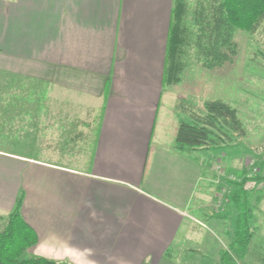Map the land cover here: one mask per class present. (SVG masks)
<instances>
[{"label":"crops","instance_id":"obj_1","mask_svg":"<svg viewBox=\"0 0 264 264\" xmlns=\"http://www.w3.org/2000/svg\"><path fill=\"white\" fill-rule=\"evenodd\" d=\"M174 6L0 0V71L45 85L49 102L84 110L81 119H101L86 169L0 153V216L24 192L22 216L39 238L32 256L66 264H211L207 232L222 227L231 236L230 221L214 217L212 167L222 163V150L183 152L175 142L180 121L190 118L167 88L178 66L168 47Z\"/></svg>","mask_w":264,"mask_h":264},{"label":"rangeland","instance_id":"obj_2","mask_svg":"<svg viewBox=\"0 0 264 264\" xmlns=\"http://www.w3.org/2000/svg\"><path fill=\"white\" fill-rule=\"evenodd\" d=\"M187 5L185 23L189 30L182 35L181 48L172 56L178 66L171 71L175 82L168 83L167 88L178 95L177 108L189 118L191 113H204L206 102L222 101L236 110L244 130L235 132L223 125L225 135L216 132L219 137L209 146L222 150L218 153L222 163L216 162L212 167L218 208L213 214L231 225V236L221 226L207 232L206 249L213 254L210 263L227 264L222 261V254L229 251L238 214L230 195L243 186L249 194L248 224L254 236L245 259L232 263L264 264V22L255 33L233 28L222 5L207 1L211 26L202 33L190 20L196 6L194 0ZM0 73V153L86 169L83 164L92 154L93 136H86L89 129L84 124L86 120L80 118L85 111L64 109L67 106L62 103L49 102L43 84ZM31 171L28 168L22 174L23 190L28 188ZM0 217L2 231L7 221ZM218 252L221 260L217 263Z\"/></svg>","mask_w":264,"mask_h":264},{"label":"trees","instance_id":"obj_3","mask_svg":"<svg viewBox=\"0 0 264 264\" xmlns=\"http://www.w3.org/2000/svg\"><path fill=\"white\" fill-rule=\"evenodd\" d=\"M189 1L175 0L168 45L171 57L179 51L180 43L183 42L182 35H187L189 30L185 23L186 12L189 8L187 2ZM207 1L211 5H222L227 21L233 28L255 33L264 22V0H194L196 6H194V13L190 20L199 32L204 33L211 26L210 14L205 6ZM100 120L88 118L87 122L86 119L85 126L89 129V134L86 136L91 135L94 138L95 135L92 133ZM222 127L244 133L236 110L222 101H208L204 104V113H191L189 121H180L175 140L176 146L183 152L211 148L210 144H215V139L219 137L216 132L225 135ZM230 196L231 203L238 214L234 220V233L228 248L229 251L222 254V261L227 264L245 259L254 236V232L248 224V216L251 215V211L248 209L249 194L242 186L237 191L234 190ZM24 200L25 194L22 192L16 200L13 211L5 216L7 223L5 228L0 231V264H66L30 254V249L37 245L39 238L22 216Z\"/></svg>","mask_w":264,"mask_h":264}]
</instances>
